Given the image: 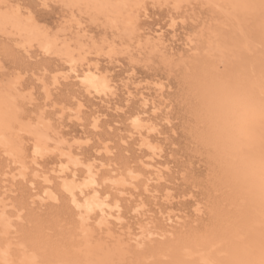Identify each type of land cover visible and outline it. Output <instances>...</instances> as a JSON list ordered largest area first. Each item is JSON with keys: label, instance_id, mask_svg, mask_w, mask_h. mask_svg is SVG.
I'll use <instances>...</instances> for the list:
<instances>
[{"label": "rangeland", "instance_id": "374dc122", "mask_svg": "<svg viewBox=\"0 0 264 264\" xmlns=\"http://www.w3.org/2000/svg\"><path fill=\"white\" fill-rule=\"evenodd\" d=\"M3 1H4L3 3H7L8 1L12 3L28 2V0H3ZM169 1L171 2L172 0ZM169 1H162L157 3L153 0L141 1L142 3L140 4L146 5L147 7L143 9L134 10V12L136 13V14L134 13L135 16H139L140 18L135 27L136 31L134 36L131 35L132 36L131 41L129 40L130 37L129 31H125L122 26L121 28H119V30L109 27L108 25L109 17H107L106 15H102V14H101L102 16L100 15V18L104 21V23L99 25L93 24L91 22L85 23L81 21L84 24L83 26L84 29L86 28L85 34L78 33L77 29L75 28L77 21L80 20L79 14L81 12V9L79 8L75 9V12L71 8L58 9L46 18L47 28L51 29L49 32L56 36H60L59 43H63L65 41L70 42V40H72V47L76 49L75 47L76 39L77 40L83 39V42L86 44L87 49L91 52L87 58L88 61L90 62L92 61L91 63H95V64L98 63L97 65H99L100 67V73L103 75H107L109 79L115 82L118 88L117 95L111 96L108 100L105 101L100 99L101 102L99 98H93L92 95L90 96L87 94V92H85L84 88L77 85L73 77L76 74V72L73 71V68L75 66H73L71 62H67L65 58H62L58 54H51L50 56H47L45 51L39 49L38 46L36 45L32 49L25 52V50L21 47L22 44V42H20L21 40L18 38V36L15 34L14 31H7V33H4V30L2 31V29H0V65H3V67L8 69L7 75H5L3 71H0V88L1 87L8 88L11 85L12 80H14L15 75L18 73L22 77L20 82L21 84L20 88L23 92V95L27 96L26 93L28 92L29 88L33 84L37 83L36 80L37 77H42V76L49 77L52 74L58 72L59 70H62L61 74H64V76H66L65 78L60 79V83L58 84V86H56L52 98L46 100V102L43 93L39 89L35 92L33 96L34 100L32 101L28 99L24 101L21 97L19 98V100L22 99L23 101V102L19 101V103H21L20 107L23 108V109L21 108L22 110L21 117L24 121L23 122L24 125H26V123L28 124V121L29 124H35L36 121L38 122L40 119H43L44 121L50 123L53 128L51 130L53 133L50 131V135L52 138L54 136L57 140L55 143L50 142V146L51 149L53 147L55 151H50L49 155L46 156L42 161L40 167L43 170L44 174L49 175L51 179H53L52 182H54L56 186L55 188L58 189V191L60 192L59 193L60 204L55 202H48L47 204L42 205L43 206L42 207L41 204H39L37 199L35 198V195L43 191V186H41L43 177L35 181L34 184L35 188H32L30 183L29 182L27 183V181L22 182L20 179H16V180L10 179V173L11 171H15L16 165L13 166L14 164H12L10 157H7L6 154L4 153L0 154V200L1 201L3 200L4 202L7 201V203L8 202L11 203L13 200H15L14 201L15 204L13 203L12 205L14 207L12 209V211L14 212V213L12 212L13 214L12 216H13V224L16 225L15 226L12 224L14 226L11 230L12 232L10 231L9 233H7V235L1 233L2 230L0 228V239L1 238L4 239L7 236V239L13 240L11 241V243L12 242L14 243L15 241V243L14 244L12 243V245H14V248L17 249V250L15 249L16 251L15 253L19 254V256L20 254H22L21 250L24 247L28 246V243H30L31 245L34 244V242L36 245L38 246L40 245L39 247L46 246L49 244H50L49 247L55 245L54 247L58 248L59 251L64 250L71 255H74L72 254V252L75 253V251H77L78 248L81 249L82 247L81 244L83 240H81L82 235L80 230H78L80 227L79 224L80 218H77L78 217L77 210L71 203L69 196L68 195L65 196L66 193H64V191L59 190L61 189L59 188V181L55 178V174L57 172L53 173L52 171L58 168V161L59 160L61 161L60 155L58 153L60 148L59 146H61L60 141H62V138L64 137H66V139L68 138L70 141L72 137L76 135H80V137L83 136L84 138H86V136L91 137L92 140L90 143L88 140L83 139L79 143L72 142L69 143L68 145L69 146L74 145L72 148L73 152L78 153L80 156L79 158L83 159V161L85 162L93 161L97 156L96 159V161L98 162L97 174L100 175V178L104 180L109 177L111 178L112 177L111 175H116V174L119 175L124 173L123 175H125V177L129 180L128 184H126L124 188H121L123 189L121 191V190L111 189L110 187L111 185L109 182H107L108 183L107 184L101 181L100 179V184H101L100 194L102 195L103 198L113 199V200H115L114 198L117 199V197H119L120 198L119 201L123 202V207L121 208L122 210L121 214L124 216V218H126V220L124 219V222L126 223L125 228L127 229V231H125V228H123L124 226L121 227L116 226V230H115L114 226H112L114 225L113 222H111L108 225L109 227L112 226L113 227L112 229L114 231L117 232L121 231L123 233L124 238L122 237V241L124 242L121 243L122 242L121 241L119 245L118 242H114L110 240L106 241V239L102 238L107 233L106 228H103V232H102V229L101 228L99 229V226L97 222H94V219H93V223H91L93 225V227L92 226L91 227L92 230L94 231L93 234L95 235V237L96 238L101 237L104 240V242L102 239L98 240V242L100 241L99 242L100 244L103 242L102 245L99 246V249L103 248L102 252H104L105 249L106 250L111 249L114 251L117 250V252L116 251L114 252V254L116 253L117 255L115 254V256H113L112 263L114 261V264L116 262H117L116 264L119 263L120 264L121 263L122 264H135V263L136 264H158V263L167 264L168 260L170 261V259L168 258L167 256L168 253L166 251L164 254L162 253L160 256L155 254L157 255L158 258H156V256L153 257L150 254H140V252L142 253V250H145L148 246L150 247L155 244L166 245L168 243L166 245L168 246L169 244L172 243L174 247L175 246L179 247L181 243L182 245L190 243L188 241L192 242L193 240H195V238L196 240H198V238L207 239V237H210L211 232H214L215 228L225 229L229 227L228 230L231 229V231L229 230L230 233L229 231H227L228 233H225V235L227 234L228 236L224 235L226 238L224 239L226 241L229 239V236L231 239L233 235L236 233L235 231H238L235 230L234 227H232L233 223H235V221L237 222V218H238V214H237L238 210L235 207H233L234 208L233 209L232 208L233 205L231 204V198L232 196H234L233 191H231L232 190L231 187L230 189L227 188L229 186L226 184V174L224 168L219 164V162H216V160L214 159L215 157H212L213 155L211 148L209 146L206 147L207 144L205 142V139L207 137L208 129L203 123L204 122V120H202L203 118L199 120L200 126H197L198 125L197 114L200 111V108L197 107L199 106L197 101L198 99L196 98L194 93H191L194 92L193 88L196 85L197 81L194 78L192 79V76L191 79H188V75H186L185 77V73L186 71H188V68H190L191 70L192 68L196 67V65L202 66V64L205 63L206 61L210 62V64L211 62L212 64L214 63L213 65H215V68H212L214 67L212 64L211 67L209 66L211 70L217 69L219 68V66H220L219 69H224V64L225 63L227 64L228 63L227 61L229 59L235 58L234 56L232 57V55L234 54H232L231 51H227L226 49L229 48V45L231 46L235 44L234 41H236L235 39H237L236 36H238L240 32L239 33L237 32L238 29H236L235 24L232 25L225 24L226 23L225 18L227 17H223L225 16L223 15L224 10L221 11L225 3H221L223 5L217 4L222 6L219 7L220 8L219 9L216 7H205V5L215 4V3L209 4V0L207 1L187 0L189 2L185 1L186 3H184L183 1L181 2L183 3L182 5L181 3L178 4L180 7H177L178 5L177 4L175 5L174 3H173L174 5H172L171 4L172 2L170 3ZM53 2L57 4H68L67 0H53ZM164 2L166 3L164 4ZM83 11L85 13V20H87L89 13L95 15V13L88 12L86 9H84ZM74 15L76 17V20L73 19ZM105 17H107L108 22L106 21ZM171 17L174 19L175 24L177 22V24L174 25V28L172 27L174 30L171 28V20H172ZM239 21L240 20H238V22ZM72 23H74L75 25ZM222 25H226V27L225 26L223 27ZM245 28L248 30H246ZM161 29L163 31H161ZM210 29L216 31L211 33L212 30ZM249 29L250 30L253 29V26L251 27L249 26L248 28L244 27L242 31L245 32L243 34L245 35L249 34L248 33L250 31ZM160 31L162 35L159 33ZM224 31L226 34L224 33ZM230 34L234 35L235 37L231 39L232 41L229 40L228 41L229 43L226 42V46H227V48L225 49L226 53L223 52L221 58L215 56L216 60L217 59L220 60L216 61L213 57H211L210 59V56L214 54V51L212 48H210L211 45H209L210 43L209 40H213V39L215 40L216 38L219 40L221 38L224 39L225 36H228ZM147 35L151 37L149 38ZM139 36L143 38H140ZM171 36H173V38ZM156 37L162 40L157 38L159 40L157 41L154 39ZM63 38L65 41L63 40ZM147 38L149 39V42L146 40ZM112 39L117 44L116 46L117 49H115L116 51H114L113 55L110 57L108 55L104 56L102 54H98L99 52L97 53V48L101 47L103 49H108L109 43H107L108 46L106 43L105 44L102 43L108 41L111 44ZM157 42H159L160 44L159 43L157 44ZM155 44L158 46L159 50L157 48H156L157 50L155 49L151 50L153 49L152 46ZM95 45H97L96 49L94 47ZM149 46H151L150 47L151 49L149 48ZM164 46L165 48H163ZM5 48H7L11 56V59L4 58ZM228 52L230 54H227ZM238 56L242 57L241 51H239ZM226 59L227 61H225ZM167 60H169L168 64L165 62ZM136 63L138 65H136ZM215 63H217L218 67L216 66ZM222 63H224L223 66L221 65ZM75 69L77 68L75 67ZM169 69L170 71L171 70L172 71L170 72ZM209 70L204 71V74H208ZM204 74L198 73L195 76V78H199L201 76L204 77L205 76ZM158 81H160L159 82L160 84L165 85L163 98L161 95H159L158 91H156L157 90L156 87L160 85ZM47 82L51 83V80L48 78ZM122 84H124V86ZM135 86H137L136 87L137 89L135 88ZM127 89L130 90V91L128 90L129 91L128 94H127ZM126 94L128 95V98ZM193 101L196 103H194ZM147 102H149V106H151L150 103L152 102L155 105L157 103L156 105L157 107L159 105L158 107L160 109V111L158 112L159 114L158 113L156 115L152 114L150 112L151 111L150 109L149 112L146 111V117L148 116L147 117L148 119L149 117L151 118L148 120L144 116L146 119L144 120V123L153 122L158 126L157 131L155 132L154 142L158 144L160 143L161 147H163V157L157 160H159L158 163L160 162L159 164L162 165V168L164 165L165 167L169 168V170H167L166 172H164L163 175H161L162 177L160 179L162 180L159 179L160 181L159 183H158V177H156V173H152V172L150 173L144 168L145 166L143 162L145 163L149 161V159H151L152 157L149 156L148 153L144 154V150L138 147L137 145L138 135L133 131L131 122L128 121L130 115L139 113V110L141 113L145 112L144 105H142V103L145 104ZM79 104H82L80 119L77 118L78 116L77 111ZM119 106L122 109L119 108ZM40 112H44V113L43 116L39 119L38 114ZM95 116L99 117V119H98V128L97 130L94 131L90 126L91 125L90 123H92V120H94ZM177 129H179V131ZM56 133L57 136L54 135ZM133 134L135 135L133 136ZM33 139L34 137L28 136V133L26 131L25 132L23 131L19 137V141L22 142V147H23L22 149L24 152L23 159L25 160L26 165L29 166L30 168L28 170L29 178L30 176L32 177V174L34 172V169L29 165L31 163L29 161V155H31L32 153L31 152L32 144L34 142ZM102 145L104 146V148L107 146L110 152L106 153L105 151H101L99 154L96 153L97 149H101V148L103 149ZM55 146L57 148H55ZM66 148L67 147H65L64 149ZM1 150L3 152V149ZM12 166L13 168L15 167L13 170H12ZM130 167L131 170L135 169L134 171L136 172L138 178L136 176V179H131L127 175V172L124 171L126 169L127 171L130 170L129 169ZM80 174L81 175L84 174L83 169L80 170ZM145 177H147V179ZM149 178L150 181H147ZM151 178H153V180ZM147 184L150 185L151 189L149 186L147 188L146 186ZM166 184H168L167 188H166ZM216 185L217 186L219 185L218 186L219 188ZM212 188H214V190ZM146 189H148L149 192H146ZM165 193L169 196L171 195L172 200L171 199L170 201L165 200L164 199ZM153 195H155V197ZM140 197H142V201H144L143 199H146L144 203L146 205L145 210L147 211V213H145L144 215H138L136 217V215L134 216V213L131 210L132 207L134 208L135 205H138L140 203L137 202L138 200H141ZM9 198L12 201H10ZM221 198H223L224 200L223 199L221 200ZM168 201L170 203H168ZM224 202L225 203L227 202L226 203L227 205H225ZM222 204L224 205V207L225 206L227 207L225 208L227 212H225ZM199 208L200 210L203 208V210H201L203 214L201 215H199L197 211V209ZM221 209H223L225 213H223V210ZM227 209H229V212ZM128 211H130V214ZM169 211H174V214L173 212H171L172 214H170ZM20 215L21 217L22 216L23 217L21 218ZM168 216L172 217V219L170 220L167 219V221L164 220ZM180 216H182L181 220L179 218ZM197 216L199 217L197 218ZM215 217L217 218L218 221L215 219ZM127 218L130 219L127 220ZM16 219H18L17 222L19 221L18 222L19 224L16 222ZM194 219H196L195 220L196 222L193 221ZM14 220L17 224L14 222ZM139 220H141V222ZM178 220L183 222V225L181 227H179V224H177ZM41 221L43 222V224H40L42 223ZM194 223H196V225ZM127 224H130L132 229L130 226L127 227ZM137 224L139 226L145 225L143 228H147V229L151 228L150 230H153L155 234L151 235L149 238L151 239L157 238L158 240L153 239V241H151L153 243H149L148 240L145 238L147 244L144 245V247L142 246L140 250V248H138L137 245L143 243L140 241L141 239L139 240L140 242L138 240L135 241L131 239L132 240L131 242V240L128 238L129 236L128 234L130 230H131L130 232H135V233L138 232L137 230L139 229V226ZM217 224H219L218 228H217ZM43 225L45 228L43 227ZM176 225H178V227H176ZM94 227L96 231L94 230ZM39 228L40 230H38ZM67 229L69 231L71 229V231L68 232ZM17 231L19 233H17ZM35 231L36 232L38 231V233H36ZM171 231H173L172 232L173 235H171L172 237L169 236L170 233H168ZM196 233L200 235V237L198 236L195 237V235H197ZM38 234L39 237L37 238ZM51 236L55 237V239H53V237ZM61 236L63 238H61ZM28 238L32 242L29 241ZM170 240L173 241L174 243L171 242ZM175 240L177 243L175 242ZM229 240L227 242H229ZM22 241L25 243H22ZM175 243L177 245H175ZM115 244L116 246H114ZM22 245H24V247ZM98 245L97 246L95 245V247H98ZM120 245L124 250L123 252L120 251V249L118 248L120 247ZM63 247H65V249ZM95 252L97 253L98 256L99 251L97 252L95 250ZM83 253L81 254V256L83 255ZM84 256L85 255H83V257ZM135 258H137V260ZM162 258L164 259V261ZM154 260L156 262H154Z\"/></svg>", "mask_w": 264, "mask_h": 264}, {"label": "bare ground", "instance_id": "6f19581e", "mask_svg": "<svg viewBox=\"0 0 264 264\" xmlns=\"http://www.w3.org/2000/svg\"><path fill=\"white\" fill-rule=\"evenodd\" d=\"M68 1V4H106V5H135V4H140L142 3L141 1L142 0H67ZM155 1L156 3L157 2H162V1H169V0H153ZM186 3L185 1L187 0H172L170 3L172 5H178L180 4L181 2ZM191 1V0H190ZM207 1V0H205ZM211 1V3H210ZM4 2V1H3ZM189 2V1H187ZM7 3H12V2H7ZM166 2H164L165 4ZM174 3V4H173ZM220 4V5H223L221 3H225L224 4V8L222 7V10L223 11V17H227L225 18V21L227 25H232V24H235V27L237 30V32L239 33L237 37V39H235L236 41L235 44L233 45H229V48H227L226 46V42H228L229 40H231L232 38H234L235 36L234 35H228V36H225L224 39H213V38H210V39H213V40H209L210 43L209 45H211L210 48L213 49L214 51V54L212 56H210V59L211 57H213L215 59V56L217 57H222V53L225 52V49L227 51H231L232 54V57L234 56L235 58L233 59H229L227 61V59L225 61H227L228 65L225 63H222L221 65L223 66L224 64V69H228V70H233V69H238V70H244L248 67L251 66V63L255 62V64L257 65V67L259 66V63H260V60H261V54H262V44H264V35H262V31H261V11H260V8H259V5L261 3V0H209V4ZM162 4V3H161ZM183 3H181L182 5ZM207 4V3H206ZM214 4V5H215ZM238 4H247V5H254L255 7L253 8H248V9H233V8H230L228 6L230 5H238ZM177 7H180L179 5ZM174 8V7H173ZM88 12H92V13H95V15H106L107 17H109V27L111 28H114L116 30H119V28H121V26L124 28L125 31H129V40L131 41L132 40V36H134L135 34V31L136 29L134 28H129L127 26V23L126 21L129 20V19H136L137 16H135V12L134 10L136 9H133V8H120V7H113V8H108V9H104L102 10L101 13H98L96 10H90V9H87L85 8ZM220 9V8H219ZM177 10V9H176ZM217 10V9H216ZM87 12V13H88ZM215 12V11H214ZM135 13V14H134ZM79 14V13H78ZM69 15V14H68ZM94 15V14H93ZM101 15V16H102ZM211 15V14H210ZM72 16V15H70ZM147 16V15H146ZM107 17H105L106 21L108 22L107 20ZM111 17V18H110ZM222 17V16H221ZM238 18V19H237ZM71 19V18H70ZM171 28L173 27L174 28V25L176 24L173 23L174 22V19L171 17ZM177 20V19H176ZM179 20V19H178ZM215 20V18H214ZM238 20H240L238 22ZM213 21V20H212ZM229 21V22H228ZM74 22V20H73ZM179 22V21H178ZM215 22V21H214ZM216 22H217V19H216ZM221 22V21H220ZM237 22V23H236ZM70 23V21H69ZM82 23V22H81ZM81 23H76V26L75 28L77 29L78 33H86L85 32V29L84 27H81ZM219 23V22H218ZM74 24V23H72ZM107 24V23H106ZM75 25V24H74ZM211 26V25H210ZM209 26V27H210ZM223 27L226 25H222ZM251 27L253 26V29H249L250 31L248 32L249 34L245 35L243 34L245 31H242L244 27ZM69 27V26H68ZM214 27V26H213ZM216 27V26H215ZM172 28V29H173ZM2 29L3 31V28H0ZM50 29V28H48ZM246 29V28H245ZM51 30V29H50ZM139 30V29H138ZM174 30V29H173ZM199 30V29H198ZM212 30V29H210ZM248 30V29H246ZM8 31H14L15 34L18 36V38L21 40L20 42H22L21 44V47L25 50V52H27L28 50L32 49L35 45L38 46L39 49L41 50H44L46 55L47 56H50L51 54H58L60 55L62 58H65L67 62H73L74 60L77 61V63L73 66H75L77 69L76 71H78L79 73H81V76H80V79L78 80L76 78V74L73 76L74 79H75V82L77 83V85H79L80 87L84 88L85 89V92H87L88 95H92L93 98H99V100H108L111 96H116L117 93H118V88L115 84V82L111 79L108 78L107 75H103L100 73V67H99V72H97V64L95 63H91L90 61H88V56L90 55V51L87 49V46L86 44L83 42V39H80V40H77L76 39V43H75V47L76 49H74L72 47V40L69 41H65L64 38L63 40L65 42H62L63 43H59L60 41V36H56L50 32H46V33H43V34H36L34 33L33 31H31L27 26L26 24L24 23H19L15 26H10ZM76 31V32H77ZM161 31H163L161 29ZM161 31L159 32L161 35ZM214 31L216 30H212L211 33H213ZM155 32V30H154ZM232 32V31H231ZM5 33V32H4ZM216 33V32H215ZM225 33V31H224ZM173 34V33H172ZM226 34V33H225ZM229 34V33H228ZM235 34V33H233ZM4 35V34H3ZM80 35V34H79ZM132 35V36H131ZM155 35V34H154ZM216 35V34H214ZM222 35V33H221ZM224 35V34H223ZM88 36V35H87ZM128 36V35H127ZM148 36V35H147ZM158 36V35H157ZM65 37V36H64ZM140 37V36H139ZM149 37V36H148ZM151 37V36H150ZM149 37V38H150ZM161 37V36H159ZM173 38V36H171ZM196 37V36H195ZM140 38H143V37H140ZM153 38V37H152ZM154 38L155 40L159 41L158 39L160 38ZM164 38V37H162ZM190 38V37H189ZM215 38V37H214ZM219 38V37H218ZM69 39V38H67ZM153 39V40H154ZM176 39V37H175ZM192 39V38H191ZM148 42H149V39L147 38L146 39ZM152 40V39H150ZM162 40V39H160ZM17 41V40H16ZM168 41V40H167ZM193 41V40H192ZM191 41V42H192ZM202 41V39H201ZM208 41V42H209ZM232 41V40H231ZM147 42V43H148ZM107 44L109 43V46L107 44V46L112 49L113 53L114 51H116L115 49H117V44L115 41H111V44L110 42H103L102 44ZM151 43V42H150ZM159 42H157L158 44ZM172 43V42H171ZM207 43V42H206ZM229 43V42H228ZM96 44V43H95ZM152 44V43H151ZM160 44V43H159ZM165 44V43H164ZM163 44V45H164ZM232 44V43H231ZM169 45V44H167ZM208 45V44H207ZM166 46V45H165ZM165 46L163 48H165ZM173 46V45H172ZM213 46V47H212ZM95 49L97 47V45L94 46ZM116 47V48H115ZM151 46H149L150 48ZM153 49L151 50H157L158 49V46L155 44L152 46ZM160 47V46H159ZM184 47V46H183ZM100 48L101 47H98L97 48V53L100 51ZM157 48V49H156ZM208 48V47H207ZM209 48V49H210ZM159 50V49H158ZM191 50V49H190ZM243 50V51H242ZM192 51V50H191ZM197 51V50H196ZM239 51H241L242 53V57L238 56V53ZM95 52V51H94ZM93 52V53H94ZM143 52V51H142ZM212 52V50H211ZM166 53V51H165ZM226 53V52H225ZM227 54H230L229 52ZM211 55V54H210ZM105 56V55H104ZM229 56V55H227ZM114 57V56H113ZM170 57V56H169ZM209 57V55H208ZM239 57V58H238ZM207 58V57H206ZM205 58V59H206ZM230 58V57H229ZM238 58V59H237ZM182 59V58H181ZM188 59V58H187ZM202 59V58H201ZM205 59H204V62H205ZM237 59V60H236ZM166 60V59H165ZM196 60V59H195ZM216 60V59H215ZM217 60H220V59H217ZM216 60V61H217ZM183 61V60H182ZM202 61V60H201ZM209 61V60H208ZM215 61V62H216ZM222 61V59H221ZM83 62V63H82ZM167 64L169 62V60L165 61ZM185 62V61H184ZM207 62V61H206ZM203 63L202 66H197L192 68L190 70V68H188V71H186L185 73V77L186 75H188V79H191V76H192V79L194 78L197 83L196 85L194 86V92H191V93H194V95L196 96V98L198 99V95L201 94V85L204 81H211L214 77H217L219 75H221V71H220V66L219 68L217 69H212L211 70V64L210 62H207V63ZM165 63V64H166ZM196 63V62H195ZM73 64V63H72ZM185 64V63H184ZM214 64V63H213ZM212 64V65H213ZM216 66L218 67L217 63H215ZM220 64V62H219ZM136 65H138L136 63ZM174 65V64H173ZM193 65V64H192ZM91 66V67H89ZM164 66V65H163ZM166 66V65H165ZM169 66V65H168ZM175 66V65H174ZM210 66V67H209ZM214 67L212 68H215V65H213ZM170 67V66H169ZM175 68V67H174ZM179 68V67H178ZM210 68V70H209ZM182 69H185V68H182ZM91 71L93 75H99L102 80L103 79H106L109 83H108V87L110 89H112L111 91H103V89H101V91L97 92L95 90V88H92L91 91L89 90L90 89V86L89 85H85L83 83H81V80H83V73L87 72V71ZM206 70H209L208 71V74H204V71ZM153 71V70H152ZM165 71V70H164ZM170 71V69H169ZM172 71V70H171ZM170 71V72H171ZM184 71V70H183ZM39 73V72H38ZM62 73V70H59L58 72L52 74L51 76L49 77H37L36 80H37V83L36 84H33L28 92L26 93L27 96H24L23 95V92L22 90H20L19 92L13 90L12 88V84L8 87V88H4V87H1L0 88V154L1 153H4L7 155V157H10L11 159V162L12 164H14L13 166L16 165V169L15 171H11L10 173V179L12 180H16V179H20L22 182H26L27 183L29 182L30 185L32 186L33 188V185L35 184V181H37L38 179H41L43 177V181L41 183V186H43V191H41L40 193H37L35 195V198L37 199L38 203L42 205H45L47 204L48 202H55V203H59L60 201V192L58 191V189H56L55 187V184L53 181V179H51V177L49 175H46L43 173V170L41 169L40 165L42 163V161L44 160V158L46 156L49 155L50 153V150L49 151H46L42 156H33L31 152H33V150L35 149L36 145H35V142H33L32 144V151L30 152L31 155H29V161L31 162L29 165L30 167H32L34 169V172L32 174V177L30 176V178L28 177V170L30 169L29 166L26 165L25 163V160L23 159V147L21 148V145H22V142L19 141V137H20V134L24 131H26L27 133L29 131H33V132H40L42 134H44L45 136L48 137L47 140H44L42 141V143L44 144H50L51 141H56L57 139L53 136V138L51 137L50 135V131L53 129L51 124L44 121L43 119H40L42 116H43V113L44 112H40L38 114V117H39V121L37 122L36 120V123L35 124H29V121H28V124L26 123V125L23 124V127L20 126V124H16L14 126L13 129H10L7 124L5 123V114L6 113H15L16 112V109L17 108H21L20 107V104L19 101H22V99L25 101V100H34L33 96L35 94V92L39 89L41 90V92L43 93V96L45 98V102L46 100H49L50 98H52L53 96V92L55 91V88L56 86H58V84L60 83V79L61 78H65L66 76H64V74H61ZM135 73V71H134ZM204 74L205 76L204 77H199V78H195V76L197 74ZM206 73V72H205ZM59 74V75H58ZM169 74V73H167ZM174 74V73H173ZM181 74V73H180ZM179 74V75H180ZM190 75V76H189ZM131 76V75H130ZM199 76V75H198ZM181 77V76H180ZM50 79L51 80V83L47 82V79ZM124 80V79H123ZM166 80V79H165ZM13 81V80H12ZM41 81H44L45 84L47 85V89L45 90V86L43 84H41ZM146 81V80H145ZM152 81V80H151ZM190 81V80H189ZM133 82V81H132ZM160 81H158L159 83ZM126 83V82H124ZM193 83V82H192ZM141 84V83H140ZM151 84V83H150ZM155 84V83H154ZM160 84V83H159ZM182 84V83H181ZM8 85V84H7ZM124 86V84H122ZM132 85V84H131ZM157 85V84H156ZM155 85V86H156ZM138 86V85H137ZM135 86V88L137 87ZM151 86V85H150ZM153 86V85H152ZM20 87H21V84H20ZM126 87V85H125ZM165 85L164 84H160L156 87V91H158L159 95L164 96L163 92L165 90ZM134 88V89H135ZM137 89V88H136ZM129 89H127V94ZM180 90V89H179ZM182 91V89H181ZM40 92V93H41ZM25 93V92H24ZM126 94V95H127ZM187 94V93H186ZM191 95V94H190ZM130 96V94H129ZM143 96V95H141ZM154 96V95H153ZM180 96V95H179ZM22 98L19 100V98ZM127 98H128V95H127ZM158 98V97H157ZM192 98V97H191ZM100 100V102H101ZM158 100V99H157ZM161 100V99H160ZM165 100V99H164ZM167 100V99H166ZM130 101V100H129ZM143 101V100H142ZM170 101V100H169ZM198 101V100H197ZM23 102V101H22ZM194 102V101H193ZM156 103V102H155ZM164 103V102H163ZM168 103V102H167ZM171 103V102H170ZM174 103V102H173ZM180 103V102H179ZM186 103V102H185ZM196 103V102H194ZM77 105V104H76ZM144 105V111L143 113L140 112L139 110V113H136V114H133V115H130L129 117V120L131 122V126L133 127V131L138 135V147H140L141 149L144 150V154H147L149 156H151L152 158L149 159V161L147 162H143L144 164V168L148 171V172H152V173H156V177H158V183L160 182L159 179L162 177L161 175L164 174V172H166L167 170H169L168 167H165V165L163 166L162 168V165H160L158 163L159 160L157 159H160L163 157V147H161L160 143H155L154 142V136H155V132L157 131V125L155 123H144V120L145 117H146V111L149 112V109L151 110L150 112L152 114H157L160 109L156 106V105L152 102L150 103L151 106H149V102L143 104ZM63 106V105H61ZM77 107V106H76ZM81 107H82V104H79L78 105V111H77V118L80 119V115H81ZM128 107V106H127ZM164 107V106H163ZM169 107V106H168ZM200 108V105L197 106ZM119 108H121L119 106ZM194 108V107H193ZM23 109V108H22ZM122 109V108H121ZM124 109V108H123ZM167 109V108H166ZM170 109V108H169ZM46 110V109H45ZM63 110V109H62ZM120 110V109H119ZM192 110V109H191ZM196 110V109H195ZM118 111V110H117ZM121 111V110H120ZM169 112V111H168ZM172 112V111H171ZM22 113V110L20 112V114ZM165 113V112H164ZM159 114V113H158ZM76 115V114H75ZM145 116V117H144ZM194 116V115H193ZM192 116V117H193ZM148 117V116H147ZM146 117V118H147ZM156 117V116H154ZM62 118V117H61ZM151 117H149L150 119ZM153 118V117H152ZM194 118V117H193ZM37 119V118H36ZM78 119V120H79ZM98 119L99 117H96L94 118V120H92V123H90L92 129L95 131L97 130L98 128ZM148 119V118H147ZM148 119V120H149ZM60 120V119H59ZM58 120V121H59ZM156 120V119H155ZM165 120V119H164ZM168 120V119H167ZM197 120V119H196ZM204 120V124L205 126L207 127L208 129V132H207V137L205 139V142H206V147L209 146L211 148V151H212V157H215L214 159L216 160V162H219V164L224 168V171H225V174H226V184L229 186L227 187L228 189H230L231 187V191H233V195L232 198H231V204L233 205V207H235L237 210H238V218H237V222L235 221V223H233L232 227H234L235 230H246L247 227L249 226V223H250V219H249V205L246 204L244 202V199H243V195H242V191L241 189L234 185V184H231L228 180V173L233 171V168L234 166H238L239 165V160L237 159V151H236V145L234 144L233 142V139H232V136L230 134V131L229 129L227 128V126L221 122L218 126H212L211 128L209 127L208 123L206 122L207 121V118L206 116L203 117ZM133 121H138V123H133ZM157 121V120H156ZM24 122V121H23ZM27 122V121H26ZM147 122V121H146ZM173 122V121H172ZM200 122V121H199ZM202 123V124H203ZM130 125V124H129ZM203 126V125H202ZM20 129H19V128ZM22 127V128H21ZM202 128V127H201ZM19 129V130H18ZM58 130V129H57ZM200 130V129H199ZM52 132V131H51ZM147 132V134H146ZM200 132V131H199ZM203 132V131H201ZM53 133V132H52ZM57 136V133L54 134ZM135 134H133L134 136ZM205 135V134H204ZM59 136V135H58ZM82 136V135H81ZM18 137V138H17ZM62 137V136H60ZM83 137V136H82ZM80 137V135H76V136H73L72 139L69 141V139L66 137L62 138V141H60V144L61 146H59V155H60V159L61 161L59 160L58 161V168L52 170L53 173L54 172H57L55 174V178L59 181V190L61 191H64V184L65 182H67L69 185H72L73 183L77 186V190H76V195H77V200L79 202V185H82L85 180L87 179H90V178H94L95 181H96V185L97 187L95 188V192L93 193L94 196H96V203L99 204L101 207H97L94 209V211L92 213H88L86 210H81V209H78L75 205H73L76 210H77V213H78V217L77 218H80V227H79V224H78V230H80L81 232V235H82V244H81V249L78 248L77 251H75V253L72 252V254L74 255H71L69 253H67L66 251H62V250H58V248H55L54 246H51L49 247V245H46V246H41L39 247L38 245L35 244H31L28 243V246H25L22 245L24 248L21 250L22 251V254H17L15 253V249L14 248V245H12L11 239H7V236L4 238V239H0V262H4V264H57V262L59 261H73V262H76V264H98V262H108V264H113L112 263V258L113 256H115L114 252L117 250H109V249H105L104 252H102L103 248L99 249V246L102 245V243L104 242V239L107 240H110V241H114V242H118V245L120 244V242L122 241V237L124 238V235L123 233L120 231V232H117V231H114L112 228V226H114L115 230H116V226L117 227H121V226H124L123 228H125V222H124V219L126 220V218H124V216L121 214V208L123 207V202L119 201L120 198L117 197L114 198L115 200L113 199H107V198H103L102 195L100 194V190H101V184H100V179L101 181H103L104 183H107L109 182L110 183V187L111 189H115V190H123L121 188H124V186H126V184H128V179L125 177V175L123 174H119V175H111L112 177L110 178H107V179H102L100 178V175L97 174V156L96 158L93 160V161H83V159H80L79 157V154L78 153H74L72 148L74 145L72 146H69L68 144L69 143H79L80 141H82L83 139H86L88 140L89 142H91V137L90 136H86V138H82ZM203 138V136H202ZM205 138V137H204ZM18 139V140H16ZM165 139V138H164ZM59 140V139H58ZM166 140V139H165ZM201 140V139H200ZM34 141V139H33ZM58 142V141H57ZM204 142V141H203ZM71 145V144H70ZM191 145V144H190ZM103 146V145H102ZM192 146V145H191ZM205 146V145H204ZM51 147V146H50ZM65 147H67L66 149H64ZM55 148H57L55 146ZM3 149V152L2 150ZM52 149H54L52 147ZM101 151H105L106 153H109L110 150L108 149V147L106 146L104 148L103 146V149H97L96 150V153H100ZM95 152V151H94ZM199 152V151H198ZM200 154V153H199ZM5 155V156H6ZM198 155V154H197ZM69 157H71V162L69 160ZM201 157V156H200ZM210 157V156H209ZM33 160L36 161V163L34 164L33 163ZM79 160V164L76 163V161ZM212 160V159H211ZM10 162V161H9ZM61 164H64L66 165L65 168H61ZM218 164V165H219ZM38 165V167H37ZM55 165V164H54ZM12 166V170L15 168H13ZM89 166H90V169H91V176L89 175ZM220 166V167H221ZM18 167V168H17ZM52 167H55V166H52ZM51 167V168H52ZM11 168V167H10ZM110 168V167H109ZM126 168V167H125ZM83 169L84 170V174H80V170ZM130 170L126 171L127 172V175L131 178V179H136V172L132 169L131 170V167L129 168ZM45 172V171H44ZM115 172V171H114ZM208 172V171H207ZM116 173V172H115ZM188 175V174H187ZM146 176V175H145ZM148 176V175H147ZM206 176H207V173H206ZM213 176V175H212ZM53 177V176H52ZM102 177V176H101ZM54 178V177H53ZM138 178V176H137ZM147 179V177H145ZM144 178V180H145ZM154 178V177H153ZM153 178H151L153 180ZM212 178V177H211ZM164 179V177H163ZM207 179V178H206ZM151 180V181H152ZM162 180V179H160ZM215 180V179H214ZM147 181H150V178L147 180ZM145 181V182H147ZM165 181V179H164ZM222 181V180H221ZM220 181V182H221ZM141 182V181H140ZM144 182V183H145ZM153 182V181H152ZM156 182V181H155ZM4 183V182H3ZM133 183V182H132ZM108 184V183H107ZM161 184V183H160ZM106 185V184H105ZM167 185L166 184V188H167ZM130 186V185H129ZM133 186V185H131ZM147 188L148 186L150 187V185H146ZM160 186V185H159ZM184 186V185H183ZM217 186V185H216ZM219 186V185H218ZM217 186V187H218ZM12 188V187H11ZM128 188V187H127ZM170 188V187H169ZM219 188V187H218ZM223 188V187H222ZM226 188V187H225ZM226 188V189H227ZM126 189V188H125ZM151 189V187H150ZM214 190V188H212ZM227 189V190H228ZM223 190V189H222ZM85 191H90V189L86 188ZM165 191V190H164ZM48 193V195L46 196L45 193ZM146 192H149L148 189H146ZM187 192V191H186ZM217 192V191H216ZM226 192V191H225ZM63 193V192H61ZM64 193H66L64 191ZM162 193V192H161ZM164 193V192H163ZM215 193V192H213ZM13 194V193H11ZM118 194V193H117ZM154 194V193H153ZM160 194V193H159ZM226 194V193H225ZM69 196L70 200H71V203H72V196L69 195L68 193L65 194V196ZM155 197V195H153ZM162 196V194H161ZM167 196V197H166ZM148 197V196H147ZM165 200H169L170 199L172 200V197L171 195H167L165 193V196H164ZM171 197V198H169ZM223 197V196H222ZM8 198V197H7ZM66 198V197H65ZM141 200H138L137 202L139 203L138 205H135L134 208L132 207V210L133 213H134V216L136 215V217L138 215H144L145 213H147V211L145 210L146 208V205H145V201L146 199H143L144 201H142V197H140ZM153 198V197H152ZM179 198V197H178ZM6 199V198H5ZM4 199V200H5ZM10 199V198H9ZM35 199V200H36ZM223 198H221L222 200ZM69 200V201H70ZM157 200V198H156ZM218 200V199H217ZM224 200V199H223ZM226 200V199H225ZM9 201V200H8ZM10 201H12L10 199ZM15 200H13L11 203H7L4 202L3 200L1 201L0 200V228L2 230L1 233L3 234H6L9 233L12 228L14 227L13 225V214H12V209L14 208L12 205L13 203L15 204L14 202ZM68 201V200H67ZM142 201V202H141ZM168 201V203H170ZM229 201V199H228ZM35 202V201H34ZM66 202V201H65ZM172 202V201H171ZM209 202V201H208ZM158 203V202H157ZM213 203V202H212ZM218 203V202H217ZM225 203V202H224ZM227 203V202H226ZM225 203V205H227ZM38 204V205H39ZM60 204V203H59ZM73 204V203H72ZM71 204V205H72ZM198 204V203H197ZM159 205V204H158ZM195 205V204H194ZM217 205V204H216ZM223 205V204H222ZM148 206V205H147ZM162 206V205H161ZM203 206V205H202ZM43 207V206H42ZM41 207V208H42ZM193 207V206H192ZM215 207V205H214ZM224 207V205H223ZM40 208V207H39ZM194 208V207H193ZM204 208V207H203ZM203 208L201 210H203ZM222 208V207H221ZM225 208H227L226 206L224 207V210ZM230 208V207H229ZM17 209V208H16ZM205 209V208H204ZM210 209V208H209ZM215 209V208H214ZM234 209V208H233ZM161 210V209H160ZM199 209H197L198 211V214L201 215L203 214L202 211ZM223 210V209H221ZM223 210V213L227 212L225 210L224 212ZM228 212H229V209H227ZM21 211V210H20ZM32 211V210H31ZM158 211V210H157ZM214 211V210H213ZM236 211V210H235ZM129 214H130V211H128ZM171 212H173L174 214V211H169L170 214H172ZM222 212V211H221ZM14 213V212H13ZM17 213V212H16ZM132 213V212H131ZM178 213V212H177ZM180 213V212H179ZM233 213V212H232ZM236 213V212H235ZM168 214V213H167ZM215 214V213H214ZM220 214V213H219ZM19 215V213H18ZM161 215V214H160ZM176 215V214H175ZM174 215V216H175ZM196 215V214H195ZM225 215V214H224ZM231 215V214H230ZM257 218H258V209H257ZM81 216H83L84 218L81 219ZM130 216V215H129ZM159 216V215H158ZM165 216V215H164ZM167 216V215H166ZM223 216V215H222ZM21 217V215H20ZM23 217V216H22ZM21 217V218H22ZM49 217V216H48ZM144 217V216H143ZM161 217V216H160ZM199 216H197L198 218ZM237 217V216H236ZM235 217V219H236ZM17 218V217H16ZM98 220H97V219ZM132 218V217H131ZM158 218V217H157ZM163 218V217H162ZM180 220L182 218V216L179 217ZM204 218V217H203ZM221 218V217H220ZM230 218V217H229ZM15 219V218H14ZM52 219V218H51ZM93 219H94V222H97L98 226H99V229L101 228L102 229V232H103V228H106L107 229V233L105 236H103L102 238L101 237H98L96 238L95 235L93 234V230H92V227L93 225L91 223H93ZM96 219V221H95ZM130 219V218H127V220ZM137 219V218H136ZM145 219V218H144ZM164 219V218H163ZM172 219V217L168 216L166 217V220L167 221ZM215 219L217 220V218L215 217ZM228 219V218H227ZM234 219V220H235ZM18 219H16V222H17ZM77 220V219H75ZM74 220V221H75ZM149 220V219H148ZM196 219H194L193 221H195ZM201 220V219H200ZM21 221V220H20ZM44 221V220H43ZM132 221V219H131ZM141 222V220H139ZM143 221V220H142ZM179 221V220H178ZM177 221V224H179V227H181L183 225V222ZM218 221V220H217ZM15 222V220H14ZM15 222V223H16ZM19 222V221H18ZM17 222V223H18ZM32 222V221H31ZM39 222V220H38ZM42 222V221H41ZM79 222V221H78ZM113 222L114 225H112L111 227H109L108 225ZM124 222V223H123ZM192 222V221H191ZM227 222V221H226ZM225 222V223H226ZM16 223V224H17ZM24 223V222H23ZM22 223V224H23ZM45 223V222H44ZM130 223V222H129ZM220 223V222H218ZM13 224V225H12ZM19 224V223H18ZM31 224V223H29ZM36 224V223H35ZM40 224H43L40 223ZM147 224V223H146ZM152 224V222H151ZM196 225V223H194ZM222 224V223H221ZM229 224V223H228ZM26 225V224H24ZM46 225V224H45ZM74 225V224H73ZM138 225V224H137ZM154 225V224H153ZM193 225V223H192ZM218 225L217 224V228H218ZM227 225V224H225ZM16 226V225H15ZM68 226V225H67ZM92 226V227H91ZM130 226V224H127V227ZM139 226V225H138ZM145 225L143 226H139V229L136 231L137 233L135 232H130L129 231V236L128 238L131 240H140L141 244H138L137 247L140 248L141 250V247L144 245L147 244L145 238L148 240L149 243H153L151 241H153V239L149 238L151 235L155 234V232L153 230H150L151 228H143ZM155 226V225H154ZM230 226V225H228ZM258 226V225H257ZM44 227V225H43ZM131 227V226H130ZM129 227V228H130ZM176 227H178V225H176ZM190 227H191V224H190ZM20 228V227H19ZM45 228V227H44ZM73 228V227H72ZM156 228V227H154ZM186 228V227H185ZM221 228V227H220ZM229 227L225 228V229H216L214 230V232H211L210 234V237H207L204 233V235L207 237V239H201V238H198V240H193L192 242L191 241H188L190 243H187V244H183L181 243V245L179 247H174V245H172L171 241L168 246L166 245H160V244H155L153 246H148L145 250H142V253L140 252V254H150L152 255L153 257L157 255H161L162 253L164 254L165 251L168 253L167 256L168 258L170 259V261L168 260V263L167 264H205V262H212V261H219V260H224V259H228L232 253H233V249L230 247L229 245V242H227L229 239H230V236H229V239L226 241L225 239V233H228L227 231H231V229L228 230ZM30 229V228H29ZM132 229V227H131ZM144 229L146 231L145 232ZM176 229V228H175ZM193 229V228H192ZM40 230V228L38 229ZM61 230V229H60ZM94 230H95V227H94ZM150 230V231H149ZM171 230V229H170ZM183 230V229H182ZM181 230V231H182ZM194 230V229H193ZM212 230V229H211ZM233 230V229H232ZM19 231V230H18ZM17 231V233H19ZM21 231V230H20ZM28 231V230H27ZM68 232L70 231L67 229ZM96 231V230H95ZM125 231H127V229L125 228ZM198 231V230H197ZM229 231V233H230ZM12 232V231H11ZM24 232V231H23ZM36 232V231H35ZM65 232V231H64ZM173 231L171 232H168L170 233L169 236L173 235L172 234ZM233 232V231H232ZM237 232V231H235ZM38 233V231L36 232ZM66 233V232H65ZM122 233V234H120ZM207 233V232H206ZM23 234V233H22ZM71 234V233H70ZM184 234V232H183ZM189 234V232H188ZM197 234V233H196ZM202 234V235H203ZM9 235V234H8ZM20 235V234H19ZM17 235V236H19ZM78 235V234H77ZM123 235V236H121ZM159 235H162V234H159ZM208 235V234H207ZM225 235V236H224ZM233 235V234H232ZM231 235V236H232ZM3 236V235H2ZM22 236V235H21ZM24 236V235H23ZM43 236V235H42ZM175 236V234H174ZM177 236V235H176ZM180 236V235H179ZM198 236L200 237V235H195V237ZM209 236V235H208ZM228 236V235H227ZM27 237V236H26ZM29 237V236H28ZM32 237V236H31ZM30 237V238H31ZM39 237V234L37 236V238ZM53 237V236H51ZM59 237V236H58ZM172 237V236H171ZM190 237V236H188ZM9 238V237H8ZM61 238H63L61 236ZM65 238V237H64ZM81 238V237H80ZM126 238H127V235H126ZM144 238V239H143ZM182 238V237H180ZM179 238V240H180ZM225 238V239H224ZM53 239H55V237H53ZM99 239H102L103 242L100 244L98 242ZM143 239V241H142ZM157 239V238H156ZM154 239V240H156ZM173 239V238H172ZM175 239V238H174ZM178 239V238H177ZM185 239V238H183ZM29 240V238H28ZM71 240V239H70ZM124 240V239H123ZM131 240V242H132ZM158 240V239H157ZM178 240V241H179ZM192 240V239H191ZM31 241V240H29ZM28 241V242H29ZM50 241V240H48ZM77 241V240H75ZM139 241V242H140ZM145 241V242H144ZM160 241V240H159ZM167 241V239H166ZM230 241V240H229ZM32 242V241H31ZM79 242V241H78ZM113 242V243H114ZM124 241H122L121 243H123ZM176 242V240H175ZM186 242V241H184ZM15 243V241H14ZM13 243V244H14ZM17 243V242H16ZM22 243H25L22 241ZM26 243H27V240H26ZM72 243V242H71ZM99 243V245H98ZM112 243V242H111ZM161 243V242H159ZM166 243V242H164ZM174 243V242H173ZM177 243V242H176ZM175 243V245H177ZM180 243V242H178ZM21 244V243H20ZM30 245V246H29ZM95 245L98 247H95ZM123 245V244H122ZM150 245V244H149ZM65 246V245H64ZM105 246V245H104ZM109 246V245H107ZM111 246V245H110ZM116 246V244L114 245ZM125 246V245H124ZM133 246V245H132ZM59 247V245H58ZM66 247V246H65ZM65 247H63L65 249ZM80 247V245H79ZM121 247V245H120ZM120 251H124L122 249V247L120 248ZM74 248V247H73ZM94 248V249H93ZM117 248V247H115ZM75 249V248H74ZM128 249H129V246H128ZM134 249V248H133ZM132 249V250H133ZM17 250V249H16ZM67 250V249H66ZM95 250L98 252L99 251V254L97 256V253L95 252ZM131 250V249H130ZM135 250V249H134ZM20 251V250H18ZM83 253V255H85L83 257V255L81 256V254ZM102 252V253H101ZM119 252V251H118ZM129 252V251H128ZM96 253V254H95ZM18 256H17V255ZM140 254H139V257H140ZM157 254V255H155ZM117 255V254H116ZM127 256V255H126ZM83 257V258H82ZM118 257V256H116ZM138 257V258H139ZM163 257V256H162ZM143 258V257H142ZM137 260V258H135ZM163 259V258H162ZM166 259V257H165ZM160 260V259H159ZM122 261V260H121ZM120 261V262H121ZM140 261V260H139ZM164 261V259H163ZM167 261V259H166ZM114 262V261H113ZM154 262H156L154 260ZM117 263V262H116ZM115 263V264H116ZM153 263V262H152ZM120 264V263H119ZM122 264V263H121ZM136 264V263H135ZM159 264V263H158Z\"/></svg>", "mask_w": 264, "mask_h": 264}, {"label": "snow or ice", "instance_id": "6c2138e0", "mask_svg": "<svg viewBox=\"0 0 264 264\" xmlns=\"http://www.w3.org/2000/svg\"><path fill=\"white\" fill-rule=\"evenodd\" d=\"M113 7L143 9L147 6L142 4H57L53 0L3 3V0H0V28H3L4 32L7 33L10 26L24 23L34 33L43 34L50 31L47 28L46 18L56 10L66 8H71L74 12L77 8L81 9L80 20L77 23L83 21L99 25L104 23L99 15L89 13L87 20H85L83 10L87 8L101 13L102 10ZM205 7L219 8L221 6L205 5ZM228 7L248 9L255 6L238 4ZM259 8L261 11V31L264 35V0H261ZM139 18L137 16L136 19L127 20V26L134 29ZM73 19L76 20L75 15ZM83 26L84 24L81 23V27ZM98 54L111 57L113 51L110 48H100ZM4 58L11 59L7 48L4 50ZM72 63L75 65L77 61L74 60ZM0 71H3L5 75L8 73V69L3 65H0ZM73 71L76 72V78L79 80L81 73L76 71L75 67ZM220 71L221 75L214 77L211 81L206 80L201 85V94L198 95L200 111L197 114V126H200L199 120L206 116V122L210 128L223 122L229 129L236 145L239 165L234 166L233 171L227 174L228 180L241 189L244 202L249 205L250 223L246 230L237 231L230 239L229 245L233 249V253L228 259L205 262V264H264V44H262L261 60L258 67L253 62L250 67L244 70L220 69ZM97 72H99V65H97ZM21 79L22 77L17 73L11 82L13 90L17 92L21 90ZM81 83L89 85L90 91L92 88H95L97 92L101 89L105 92L112 90L108 87L109 82L106 79L102 80L99 75H93L90 70L83 73ZM41 84L45 86L46 90L45 82L41 81ZM20 112V108H17L15 113L5 114V123L10 129H13L16 124H21L23 127ZM133 123H138V121H133ZM177 130L179 131V129ZM28 136L34 137L36 147L32 152L33 156H42L49 150L55 151V149H51L50 144L42 143L48 139L44 134L29 131ZM55 142L54 140L51 141V143ZM69 160L71 162V157ZM33 163L35 164L36 161L33 160ZM76 163L79 164V160ZM65 167L66 165L61 164V168ZM89 175L91 176L90 166ZM96 187L94 178L87 179L82 185H79V202L76 195L77 186L74 183L69 185L65 182L64 191L72 196L73 205L90 214L95 208L101 207L96 203V196L93 195ZM86 188L90 191H85ZM45 195L47 196L48 193L46 192ZM83 218L81 216V219ZM0 264H4V262H0ZM57 264H76V262L59 261ZM98 264H108V262L101 261Z\"/></svg>", "mask_w": 264, "mask_h": 264}]
</instances>
